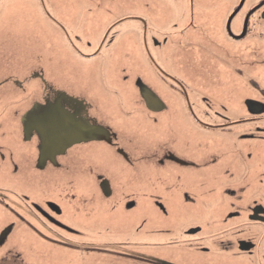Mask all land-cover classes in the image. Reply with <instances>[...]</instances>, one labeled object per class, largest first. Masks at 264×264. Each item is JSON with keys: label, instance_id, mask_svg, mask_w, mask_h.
<instances>
[{"label": "flooded vegetation", "instance_id": "obj_1", "mask_svg": "<svg viewBox=\"0 0 264 264\" xmlns=\"http://www.w3.org/2000/svg\"><path fill=\"white\" fill-rule=\"evenodd\" d=\"M210 13L209 17L205 16V26L196 31L198 40L206 41L203 50L207 49V56L203 59L168 58L163 49L171 45L185 54L179 39H171L172 35L179 38L178 32L172 33V27L155 29L144 15H126L108 27L98 26L96 22L89 26L93 41H88L87 46L94 50L86 52L84 58L102 64L99 55L111 48L107 60L118 66L116 73L77 83L67 81L64 86L49 81L35 65L26 66L22 73L25 75L18 80L16 73L7 71L5 75L4 63H0V124L2 117L11 121L10 117L22 113L17 123L22 126L23 140L33 147L28 155L33 169H21L14 158L6 159L0 154V179L4 182L0 194L4 196L2 202L8 215L0 229V247L10 242L11 234L17 231L15 247L11 246L8 253H21L22 247L34 246L39 251V240L22 241L24 229L21 228L26 227L51 247L60 244L69 251L75 250V244H92L93 252L118 255L137 247L160 252L167 247H179L192 255L213 253L233 258L234 264H264V58L255 61L247 56L255 47L264 49L256 44L264 43V0H213ZM112 17L107 14L102 23H108ZM94 21L99 22L97 18ZM123 22L135 25L119 32ZM122 31L132 33L124 39ZM140 45L156 70L154 80L160 76L161 83L147 82L134 72L123 75L127 69L124 65L140 63ZM153 50L162 58V65L155 64L151 57ZM221 50L225 51V59ZM241 51L244 58L238 57ZM134 54L140 58L130 57ZM229 61L241 68L235 70ZM22 81L29 87L24 89L26 95L11 97L8 91H20ZM239 84L244 87L236 89ZM201 87L205 94H212L209 89H222L226 93L214 103L200 93ZM242 89L246 90L245 94L240 92ZM118 98L123 105L117 104ZM37 104H57L61 115L64 112L73 121L77 134L81 131L82 135L90 134L91 128L104 127L110 131V140L90 139V135H85L88 140L73 143L63 152L44 159L40 153V134L30 123L25 126L23 123L24 115ZM107 111L120 114L129 135L160 125L167 129V138H157L147 149L138 147L136 152V141L131 137L129 141L113 129L114 122L106 117ZM130 117L139 120L136 125L129 121ZM26 127H30L31 133L26 132ZM235 128L239 137L230 145L228 141H233ZM106 152L110 159L118 158L124 165L125 179L118 181L105 170ZM233 156L239 157V165L243 167L242 179L230 169ZM223 157L228 158L226 167L221 165ZM142 162H147L151 170L148 175ZM154 165L160 169H154ZM204 170L205 173L197 176ZM22 173H35V178L64 173L67 189L57 200L49 196L36 200L18 190ZM141 195L146 209L140 210ZM18 208L27 209L29 218L20 217L22 210ZM67 215L75 222H65L63 216ZM188 216H194L195 222L182 227L176 235L182 220ZM76 223V227L71 225ZM91 223L94 227L98 224L104 227L109 238L124 232L126 227L132 231V237L98 242L101 233L91 237L77 227ZM149 224L155 228L162 225V234L167 239L138 241L140 227ZM41 225L53 233H43ZM85 236L94 243L81 240Z\"/></svg>", "mask_w": 264, "mask_h": 264}, {"label": "rangeland", "instance_id": "obj_2", "mask_svg": "<svg viewBox=\"0 0 264 264\" xmlns=\"http://www.w3.org/2000/svg\"><path fill=\"white\" fill-rule=\"evenodd\" d=\"M1 1V0H0ZM3 1V2H2ZM0 6V63H4L3 69L5 72L16 73L18 80H21V75L26 66H37L40 73L44 75L49 81H54L59 85H64L67 81L83 82L85 79L91 80L96 78H102L101 75L110 73H116L118 66L112 65L108 60V53L111 48L103 51L99 55V59L102 58L103 63L99 64V61L88 62L84 56L94 50L93 47L87 46V42L93 41L90 37L89 26L96 22L98 26L108 27L113 21L122 18L126 15H144L151 20V23L159 27H172L174 30L171 32H178V36L172 35V38L179 39L180 47L185 54H182L177 46H170L164 48L163 51L167 53L170 59H203L207 56L206 50L203 46L206 41L200 42L196 36V31H199L198 27L205 26V16H210L213 0H2ZM107 14L113 15L112 19L107 23L103 21L104 16ZM97 18L98 21H94ZM58 21V22H55ZM135 24L133 22H123L119 26L118 31L130 29ZM137 30V27H134ZM166 30L165 32H167ZM122 37H125L132 33L129 31H122ZM188 35L191 36L188 39ZM73 40V44H72ZM220 41V40H219ZM192 42L193 44H190ZM200 42V43H199ZM198 43V44H197ZM258 48H264V43L257 41ZM254 44H252L253 46ZM201 46V47H200ZM251 49L247 56L251 60H261L264 58V49L259 50ZM141 54L140 63H128L124 65L126 71L122 72L123 75L139 74L145 81H159L160 76L154 80L156 70L152 68V63L148 54L144 51L143 47H139ZM236 52V49H234ZM87 52V53H86ZM223 58L225 59V51L221 50ZM177 56L173 58V54ZM215 53V50L213 51ZM119 54V53H118ZM140 58L139 54L130 55V57ZM151 57L154 58L155 64L162 65L164 62L156 50L152 51ZM238 57L244 58L242 51ZM89 59V58H88ZM223 60V59H222ZM150 61V62H149ZM172 61V60H171ZM88 62V63H87ZM87 63V64H86ZM231 65V61L228 63ZM235 70L241 68L237 64L231 65ZM245 73H248L246 68ZM220 73L226 74V71L220 70ZM118 73V71H117ZM237 74V73H236ZM23 78V77H22ZM25 84V87L22 86ZM210 85V84H208ZM66 86V85H64ZM211 86V85H210ZM244 85H237L236 89H240ZM25 90H29V87L25 81L21 82L19 88L20 91L10 92L11 97L16 95L25 94ZM209 89V87H208ZM161 91V89H157ZM212 94L203 93L205 90L200 88V93L206 95L212 102L218 103L217 97H223L226 91L222 89H209ZM231 91V89H230ZM246 93L245 89L240 91ZM28 94V93H27ZM127 95L132 96L131 92ZM171 99L177 100L175 97ZM225 103V102H224ZM118 105H123L120 98L117 99ZM113 105L116 109H120L114 102ZM227 105V104H226ZM22 113L16 114L7 118L2 117L3 124H0V154H4L6 159L11 157L16 160L21 169H33L31 165V158L28 157L33 147H28L27 142L23 140L22 126L19 125L18 119ZM118 112H106V117L111 119L113 129L126 136L129 141L133 138L136 141V152L138 147L147 149L152 141L157 138H167V129H164L160 125H152L149 128H144L142 132L138 134L129 135L126 129L124 121L119 116ZM130 122L135 125L139 121L136 117H130ZM170 121H173L170 118ZM177 122V120L175 119ZM16 122L17 124L13 123ZM188 127L189 125L186 124ZM138 128L137 126H135ZM240 128V127H237ZM202 134L204 131H200ZM239 131L235 128L233 133V141H228L230 145H234L238 139ZM178 147V145H177ZM253 148V147H252ZM108 151V150H107ZM255 150H252V153ZM106 161L104 168L108 173L118 181L125 179L124 177V165L118 158H109L108 152H106ZM224 158V157H223ZM228 158L221 159L222 164L227 166ZM31 165V166H30ZM145 166V175L151 170L147 167V162H142ZM154 169H160L158 166H153ZM222 169V168H219ZM230 169L240 179L244 177L243 167L239 165V157L233 156V161L230 164ZM206 170L201 172L197 176H201ZM210 172V171H208ZM34 175H28L22 173L20 178L22 181L17 183L20 185L18 190L28 193L36 200L44 199L46 196L54 197L55 199L59 195H63L62 191L67 189V178L64 173H59L56 176H45L42 178H35ZM18 180V179H17ZM4 182L0 179V186ZM6 195V194H5ZM140 194H138L139 196ZM144 195H141L140 210L146 209L143 203ZM3 195L0 194V229L6 222L8 215L6 213L2 199ZM57 200V199H56ZM18 211L22 210L20 217L29 218L28 211L25 208H18ZM13 219V218H12ZM11 219V220H12ZM65 222L73 223L75 220L67 215L63 216ZM194 216H188L182 220L181 226L176 235L180 233L189 223L195 222ZM95 222V221H94ZM78 223L71 224L76 227ZM92 224V223H91ZM95 224L89 226L77 227L83 232L89 234L91 237H95L98 233L102 234V237L98 236L100 241H120L123 238H131L132 231L129 232L128 227L124 228L122 233H114V238H109L104 227L95 226ZM43 229V233H53L47 229L44 225L39 226ZM206 227V226H204ZM24 229V236L22 241L32 239L34 241L39 240L40 250L35 251L34 247H22L21 253H8L7 251L11 246L15 247V241L17 237V231H14L9 240L3 247H0V264H231L233 258H229L217 254H205V255H192L187 252L185 248L180 250L179 247H167L164 248V252L155 251V248L150 247H137L132 252L123 253L122 255L110 254L108 252H93L94 247L92 244H75L74 251L67 250L66 247L58 245L57 248L51 247L50 243H47L44 239L37 237L31 230L26 227ZM163 226L144 225L140 227L138 241L151 242L156 238L166 240L162 234ZM63 235L66 233L59 230ZM209 233V228L206 230ZM95 236H92L94 235ZM14 235V236H13ZM68 236V234L66 233ZM123 235H126L123 237ZM154 235V236H153ZM172 235V234H171ZM81 240L91 241L88 237H82ZM158 241V240H157ZM94 243L91 241L90 243ZM150 248V249H149ZM25 249V250H24ZM55 250L54 253H50L49 250ZM71 249V248H68ZM118 255V257H116ZM234 264V263H232Z\"/></svg>", "mask_w": 264, "mask_h": 264}, {"label": "water", "instance_id": "obj_3", "mask_svg": "<svg viewBox=\"0 0 264 264\" xmlns=\"http://www.w3.org/2000/svg\"><path fill=\"white\" fill-rule=\"evenodd\" d=\"M56 106L57 104H37L23 117L24 126L30 123L40 134L42 139L40 153L44 159L63 152L73 143L88 140L85 139V135H90V139L110 140V131L104 127L91 128L90 134L86 132L82 135V131L77 134L73 121L67 118L64 112L61 115ZM28 128L26 127V132L31 133L32 130Z\"/></svg>", "mask_w": 264, "mask_h": 264}]
</instances>
